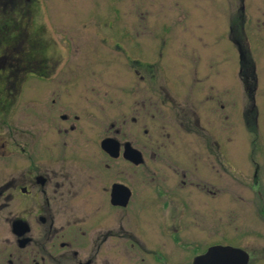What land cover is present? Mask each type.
<instances>
[{
	"label": "flooded vegetation",
	"instance_id": "af4514ba",
	"mask_svg": "<svg viewBox=\"0 0 264 264\" xmlns=\"http://www.w3.org/2000/svg\"><path fill=\"white\" fill-rule=\"evenodd\" d=\"M47 1L0 0V147L17 170V220L12 224L28 230L15 235L11 224L14 238L0 239V264H119V254L130 264V255L137 264H181L180 248L186 246L181 215L196 203L197 191L213 197L215 168L227 180L224 149L206 141L192 166L178 148L176 155L170 149L162 155L153 150L152 160L162 156L175 172L174 179L154 182L150 156L135 145L138 120L131 102L119 112L95 110L98 102L84 94L83 80L56 78L58 68H75L86 50L75 46L81 37L74 31L57 41V25L69 30L84 20H54L46 14ZM116 2L109 0L107 13L93 15L92 23H105L112 49L123 58L121 67L136 75L144 71L141 80L152 83L161 68L143 50L122 45L130 34H118L115 23L125 16L115 14ZM160 87L156 94H146L141 105V148L158 152L162 135H169L166 129L202 131L195 101ZM25 117L27 126L17 121ZM128 147L139 151L140 164L126 158ZM6 195L0 186V201ZM216 245L223 246L209 247Z\"/></svg>",
	"mask_w": 264,
	"mask_h": 264
},
{
	"label": "rangeland",
	"instance_id": "374dc122",
	"mask_svg": "<svg viewBox=\"0 0 264 264\" xmlns=\"http://www.w3.org/2000/svg\"><path fill=\"white\" fill-rule=\"evenodd\" d=\"M97 1H47L46 14L54 20H84L71 24L69 30L57 25L53 34L57 41L65 32L71 35L74 31L81 37V44L77 39L75 46L86 50L78 55L75 68H58L56 78L83 80L84 94L98 102L95 110L119 112L131 102L138 120L133 126L135 145L148 156L153 150L162 155L166 149L176 155L178 148L185 151L187 164L192 166L203 154L206 141L223 148L227 180L222 181L215 168L213 197L197 191L196 203L181 215L182 244L186 245L180 248L181 264H191L196 255L217 243L245 251L248 264H264V0H117L115 14L125 16L115 23L118 34L125 30L130 34L122 45L134 52L143 50L149 62L161 68L152 83L141 80L144 71L136 75L121 67L123 58L112 49L105 23H92L93 15L107 13L109 0ZM158 86L165 93L168 89V94L194 100L202 126V131L191 134L166 129L169 137L162 135L159 152L141 148L142 98L156 94ZM27 119L14 121L27 126ZM14 121L10 120L11 126ZM2 155L0 147V186L7 190L0 201L4 204L0 239H12L11 224L17 220V170L11 158ZM150 159L149 175L154 182L174 179L173 164L164 162L162 156ZM222 182H226L224 187ZM130 256L131 264H137ZM128 262L119 254V264Z\"/></svg>",
	"mask_w": 264,
	"mask_h": 264
},
{
	"label": "water",
	"instance_id": "95a60500",
	"mask_svg": "<svg viewBox=\"0 0 264 264\" xmlns=\"http://www.w3.org/2000/svg\"><path fill=\"white\" fill-rule=\"evenodd\" d=\"M125 156L135 165L141 163V154L139 151L132 149L131 147L126 149ZM12 231L15 235H21L28 232L26 227L17 222L12 224ZM248 261V254L242 249L217 245L209 247L203 255L197 256L194 259L193 264H248Z\"/></svg>",
	"mask_w": 264,
	"mask_h": 264
},
{
	"label": "trees",
	"instance_id": "16d2710c",
	"mask_svg": "<svg viewBox=\"0 0 264 264\" xmlns=\"http://www.w3.org/2000/svg\"><path fill=\"white\" fill-rule=\"evenodd\" d=\"M246 77H247L246 73L243 72V74H242L243 81H246V79H245ZM247 89L250 92V89L248 86H247Z\"/></svg>",
	"mask_w": 264,
	"mask_h": 264
}]
</instances>
